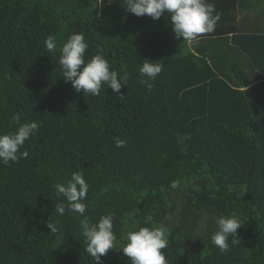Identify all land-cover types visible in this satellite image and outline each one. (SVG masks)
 Here are the masks:
<instances>
[{"label":"trees","instance_id":"trees-1","mask_svg":"<svg viewBox=\"0 0 264 264\" xmlns=\"http://www.w3.org/2000/svg\"><path fill=\"white\" fill-rule=\"evenodd\" d=\"M208 2L220 19L189 47L168 13L136 17L124 0H0V133L15 130L16 113L39 123L21 148L28 156L0 164V264H92L83 217L56 211L64 198L55 186L74 172L89 186L90 224L115 214L118 239L102 264H130L120 248L135 226L168 230V264H264V19L238 20L261 17L264 0ZM80 32L86 60L102 49L112 70L127 71L123 98L107 85L90 96L65 82L60 49ZM143 60L163 65L151 91L139 83ZM220 215L244 222L227 252L211 240Z\"/></svg>","mask_w":264,"mask_h":264},{"label":"clouds","instance_id":"clouds-1","mask_svg":"<svg viewBox=\"0 0 264 264\" xmlns=\"http://www.w3.org/2000/svg\"><path fill=\"white\" fill-rule=\"evenodd\" d=\"M123 7L126 12L136 17L147 16L158 20L165 13L169 14V23L175 39L186 42L191 47L204 34L214 32L220 19L216 13L215 5L208 0H124ZM215 13V14H214ZM48 52L55 53L57 44L52 36L44 41ZM89 45L84 33H73L63 43L59 64L65 82H70L77 93L99 96L104 85L110 87L112 92L123 98L120 90L128 84V73L123 70V75L110 68L109 61L101 49L89 59H85ZM160 61V60H159ZM159 61L143 60L139 67V83L151 91L156 77L163 69ZM12 120L16 125L15 130L0 133V164L10 166L21 158L28 156L27 151L21 148L39 129L35 121L21 122V114L13 115ZM116 147L125 146L126 141L116 138ZM172 188L178 187V182H172ZM88 184L83 173L74 172L66 183L55 186L57 197L64 200L56 204V211L63 215L67 210L79 213L83 219L80 222L82 235L86 241L85 251L92 258V264H102L101 258L109 250L115 249L118 239L114 232L113 219L115 214L109 213L101 216L99 220L90 224L84 215L87 205L84 203L88 193ZM153 217H145V224H150ZM217 230L211 240L221 252L229 249V238L237 242V230L243 225L237 215H220L216 218ZM50 233L59 232L58 221L47 223ZM169 232L164 226H135L134 230L127 232L125 243L120 248L129 258L130 264H168L163 249L168 246Z\"/></svg>","mask_w":264,"mask_h":264},{"label":"rangeland","instance_id":"rangeland-1","mask_svg":"<svg viewBox=\"0 0 264 264\" xmlns=\"http://www.w3.org/2000/svg\"><path fill=\"white\" fill-rule=\"evenodd\" d=\"M263 12H264V8H263ZM261 15L264 16V13ZM246 17H249V15H247ZM167 220L169 223H176L178 220L177 214L168 216ZM205 223H206V217H201L196 225V235L198 236L197 237L198 239H201L202 237L205 236Z\"/></svg>","mask_w":264,"mask_h":264},{"label":"crops","instance_id":"crops-1","mask_svg":"<svg viewBox=\"0 0 264 264\" xmlns=\"http://www.w3.org/2000/svg\"><path fill=\"white\" fill-rule=\"evenodd\" d=\"M247 15H249V17H246ZM263 19H264L263 15L261 17H256L252 13H248V14L244 15L242 12H239V14H238L239 24L242 22H246L247 25H252L256 21H259V20L262 21Z\"/></svg>","mask_w":264,"mask_h":264}]
</instances>
